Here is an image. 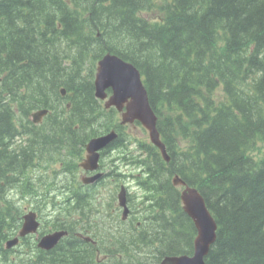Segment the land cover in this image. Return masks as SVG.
I'll return each mask as SVG.
<instances>
[{
	"label": "trees",
	"instance_id": "16d2710c",
	"mask_svg": "<svg viewBox=\"0 0 264 264\" xmlns=\"http://www.w3.org/2000/svg\"><path fill=\"white\" fill-rule=\"evenodd\" d=\"M64 44L76 53L67 65L58 54ZM106 52L140 71L169 163L95 99L94 65ZM60 85L70 107L50 119L70 132L71 159L89 138L115 129L109 148L144 152L124 160L155 179L145 185L157 193L154 206L144 208L145 216L153 214L152 226L139 232L141 239L120 235V252L132 256L131 247H140L134 251L138 264H153L140 259L141 247L154 244L156 261L175 250L191 251L187 241L195 229L170 183L178 175L199 190L217 223L204 264H264V0H0V264H100L97 249L72 235L49 251L25 238L21 258L18 248H4L22 215L6 189L19 184L10 172L30 168L6 151L7 141L34 133L32 125L19 131L15 121L36 107L57 112L51 105L59 103ZM62 174L60 207L49 229L73 232L88 219L94 194ZM20 192L38 200L46 195L28 184Z\"/></svg>",
	"mask_w": 264,
	"mask_h": 264
},
{
	"label": "water",
	"instance_id": "95a60500",
	"mask_svg": "<svg viewBox=\"0 0 264 264\" xmlns=\"http://www.w3.org/2000/svg\"><path fill=\"white\" fill-rule=\"evenodd\" d=\"M94 85L96 95L102 99L106 97V89L110 88L112 90L113 96L105 103L106 107L115 106L116 109L121 111L124 104H126L125 112L122 114V123L133 122L135 120L139 121L149 130L150 140L160 147L166 158L156 129V117L149 105L147 93L142 86L138 71L132 65L126 64L120 59L108 54L98 63ZM115 137V133L111 132L106 136L91 140L86 146L88 154L83 167L90 170L95 169L98 160V154L96 152L113 141ZM99 176H94L90 180H87V182H92ZM174 183L184 185L177 178L174 179ZM181 199L185 205V211L194 220L198 230V237L195 240L194 257L192 259L183 257L179 260L176 258H170L169 260L173 264H203L202 258L206 254L208 246L215 239L216 224L207 211L204 200L197 190L186 186L182 191ZM120 201L121 204H124L122 195H120ZM38 225L34 213L29 212L25 214L18 236L23 237L29 233H36ZM64 234L65 232H54L44 235L40 238L38 247L50 250ZM17 240L18 238L15 237L13 240L7 241L6 247L9 248L17 244ZM170 261L167 262L171 263ZM165 264L167 263L165 262Z\"/></svg>",
	"mask_w": 264,
	"mask_h": 264
},
{
	"label": "rangeland",
	"instance_id": "374dc122",
	"mask_svg": "<svg viewBox=\"0 0 264 264\" xmlns=\"http://www.w3.org/2000/svg\"><path fill=\"white\" fill-rule=\"evenodd\" d=\"M68 55L71 56L72 51L68 50ZM101 119L99 121H96V124L100 123ZM19 130V129H18ZM126 130L130 132L132 136L139 140H146L147 141V135L144 134L141 129L137 126H127ZM38 154H40V151H37ZM53 158L52 161L46 162L45 160L39 161V167L44 168V170H47L49 174H46L45 172H42L41 175H39V180L37 181L35 179V183H38L37 187L40 192H43L45 196H42L40 200H34L31 197H29V194H21V186L17 185L14 187H11L7 192L10 193L11 197L15 199V202L17 205H19L21 208L25 209L24 207L31 208L33 205H37L39 207L38 213L41 217V221L43 226L46 225L48 222V219H50L51 214L54 212L56 207H60V201L62 195L58 194L60 192V189L58 187L61 186L62 180L64 178V175L61 173L57 177L54 173H51L53 170L58 169L60 171L65 164L64 162H78L79 158H74L73 160H70V158L67 156V152L63 153L62 149H58L57 151H51L50 154ZM113 152H109V154L106 155V159L109 160L112 158ZM104 169H106V164L104 163ZM121 170H125V174H135L132 167L130 165H121ZM104 172V171H103ZM81 170L79 168L76 169L73 180L77 181ZM125 182L129 183L130 186L128 188V193H130V197L133 201L134 208L138 211L137 218L138 220L141 219V200H139L136 197V187L133 185V181L131 178L125 179ZM132 183V184H131ZM113 194L114 192L108 191L104 185H99L94 189V194L96 198V207L99 211H105L107 216H111L114 214L112 212V209L114 208V205H108L105 200H109V196L107 194ZM144 196V193H143ZM36 199V198H35ZM39 201V202H38ZM54 204V206H53ZM171 209H165L166 214L170 212ZM119 216V215H118ZM129 224V220H128ZM127 227V228H126ZM89 229L94 234L92 238H97L98 244L101 243L102 248H109L112 251H114L117 255L114 257L108 256L106 260L100 259V264H138V261L136 260L137 256L134 253L133 250H131L130 254L132 256H128L126 253H120V244L117 242L114 238V236H119L120 234L125 233L126 230L131 229L129 225L127 224H117V223H110L107 219H103L100 214L93 213L91 217V222L89 223ZM29 242L32 241L31 239H27ZM22 251V249H20ZM118 251V252H117ZM103 252L100 253L102 255ZM19 257H22V253L19 254ZM140 259L143 261L150 262V259H152L151 255L148 254V252L142 253ZM104 260V261H103Z\"/></svg>",
	"mask_w": 264,
	"mask_h": 264
},
{
	"label": "bare ground",
	"instance_id": "6f19581e",
	"mask_svg": "<svg viewBox=\"0 0 264 264\" xmlns=\"http://www.w3.org/2000/svg\"><path fill=\"white\" fill-rule=\"evenodd\" d=\"M89 16V15H88ZM60 127V126H59ZM62 129V128H61ZM44 148H56V145H53V143L48 140V143L46 145H43ZM25 153V152H24ZM40 153V152H39ZM27 155V153H25ZM12 156V155H10ZM15 157V156H14ZM54 158V157H53ZM16 159V158H15ZM41 161V160H40ZM5 188V187H4ZM13 201V200H12ZM77 224V223H76ZM63 225V224H62ZM70 225V224H69ZM73 228V227H72ZM75 228V226H74ZM127 228V227H126Z\"/></svg>",
	"mask_w": 264,
	"mask_h": 264
}]
</instances>
